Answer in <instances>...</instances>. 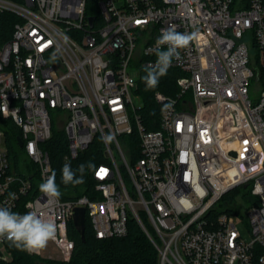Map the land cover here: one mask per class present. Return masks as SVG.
Listing matches in <instances>:
<instances>
[{
  "label": "built area",
  "instance_id": "obj_1",
  "mask_svg": "<svg viewBox=\"0 0 264 264\" xmlns=\"http://www.w3.org/2000/svg\"><path fill=\"white\" fill-rule=\"evenodd\" d=\"M95 2L97 20L87 0H0L17 18L0 35V207L53 220L64 261L72 210L83 206L98 238L124 235L136 218L159 264H264V0ZM170 27L198 36L172 62L176 91H153L158 127L147 129L138 71L155 63ZM53 121L66 134L65 161L100 142L93 197L50 200L39 190L52 173L44 143ZM5 129L20 131L17 167ZM134 130L136 151L123 138ZM234 188L237 199L219 207ZM6 242L0 264L12 259Z\"/></svg>",
  "mask_w": 264,
  "mask_h": 264
},
{
  "label": "trees",
  "instance_id": "obj_2",
  "mask_svg": "<svg viewBox=\"0 0 264 264\" xmlns=\"http://www.w3.org/2000/svg\"><path fill=\"white\" fill-rule=\"evenodd\" d=\"M87 1L86 14L95 15L97 20L96 11L88 7L96 5L95 0ZM16 19L11 13L0 12V35H9L12 24ZM144 70L145 68L139 69L137 79V93L142 101L139 113L145 128L156 129L158 127V114L161 105L154 100L153 91L158 89L164 93L173 94L177 89L175 78L179 75V71L174 67H170L167 75L160 78L156 88L146 89V85L142 80V77L146 74ZM5 133L10 159L14 166L17 167V164L24 159L22 148L18 146L16 141V136L20 134V131L18 129H5ZM123 138L125 141L130 142V145L136 151V147H138L136 131L123 135ZM44 147L50 158L52 172L56 173V183L61 191V199L73 198L82 194L93 197L97 193L94 189L96 180L92 176L93 169L88 170L87 164L90 162L96 165L106 160L102 153L100 142H92L86 149L80 151L76 157L65 161L64 154L67 152V138L64 130L59 129L52 130V135L44 143ZM65 163H69L73 171L81 164L86 166L82 184L65 185L62 183L61 170ZM223 199L226 198L223 197ZM68 233L69 237L74 241V248L69 260H49L46 261L47 264H159V253L155 245L132 215L127 221V232L121 236L96 237L87 216L85 217L84 239L80 237L72 220L68 223ZM6 245L12 256L9 264H40L42 261L39 255L21 251L11 246L9 241L6 242Z\"/></svg>",
  "mask_w": 264,
  "mask_h": 264
},
{
  "label": "clouds",
  "instance_id": "obj_3",
  "mask_svg": "<svg viewBox=\"0 0 264 264\" xmlns=\"http://www.w3.org/2000/svg\"><path fill=\"white\" fill-rule=\"evenodd\" d=\"M198 33L178 32L174 27L164 29L156 40L155 55L156 61L145 68V75L142 77L146 89H154L158 86L161 77L167 75L173 60H179L181 51L197 39ZM67 41V37H65ZM132 84V80L127 81ZM114 139L111 135L102 137L105 143ZM85 165L81 164L73 171L69 163H65L61 170V180L65 185H78L84 182ZM95 165L87 164V169L92 170ZM79 174V175H78ZM39 190L50 200H58L61 191L56 183V173L53 171L44 182L39 185ZM15 198L14 194H10ZM57 224L51 219L42 218L35 211H28L24 214L12 211L8 207H0V239H6L11 246L26 251L29 254L40 255L47 247L49 241L55 239Z\"/></svg>",
  "mask_w": 264,
  "mask_h": 264
},
{
  "label": "rangeland",
  "instance_id": "obj_4",
  "mask_svg": "<svg viewBox=\"0 0 264 264\" xmlns=\"http://www.w3.org/2000/svg\"><path fill=\"white\" fill-rule=\"evenodd\" d=\"M94 6L90 5L88 7H89V9L96 11L97 15H99L100 9H98L97 5H94ZM51 114L54 115V112H51ZM52 129L53 130L62 129V125L58 122L53 121ZM240 192H241L240 188H234V189L230 190L229 192H227L225 194L224 198H226L229 201L236 200L237 196L240 194ZM224 200L225 199H222L218 202L219 207H223L225 205ZM233 218L236 222L237 227L242 232L244 238L246 240H248L249 234H248L247 228H246L245 224L243 223V221L241 219H238L235 215L233 216ZM49 256H51V257H49ZM40 258H42V261L40 262V264H47L46 261H49V260H54V261L61 260L59 258V252H58L56 246L54 245V243L52 241H49L47 247L40 254Z\"/></svg>",
  "mask_w": 264,
  "mask_h": 264
},
{
  "label": "water",
  "instance_id": "obj_5",
  "mask_svg": "<svg viewBox=\"0 0 264 264\" xmlns=\"http://www.w3.org/2000/svg\"><path fill=\"white\" fill-rule=\"evenodd\" d=\"M92 17H89V24L92 23ZM18 145H22V139L17 137ZM72 223L76 228L77 232L80 234V237L84 239V228H85V208L83 206L74 207L72 210Z\"/></svg>",
  "mask_w": 264,
  "mask_h": 264
}]
</instances>
